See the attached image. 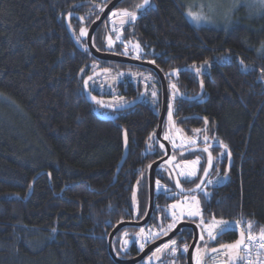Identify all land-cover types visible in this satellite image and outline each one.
Listing matches in <instances>:
<instances>
[{
    "label": "trees",
    "instance_id": "trees-1",
    "mask_svg": "<svg viewBox=\"0 0 264 264\" xmlns=\"http://www.w3.org/2000/svg\"><path fill=\"white\" fill-rule=\"evenodd\" d=\"M109 1L0 0V264H116L106 238L115 224L134 219L135 191L138 219L146 211L147 166L161 157L149 152L157 147L160 83L149 69L95 61L83 44L75 47L64 24L68 13L90 21ZM185 2L154 0L156 9L131 24L137 39L125 32V47L155 54V66L171 76L174 135L177 129L207 135L234 158L227 180L216 173L219 183L201 196L203 217L251 221L258 235L264 227V12H235L225 27L195 26ZM69 25L77 28L78 21L70 18ZM105 45L97 41L100 50ZM95 73L87 89L103 107L83 92L84 79ZM196 124L206 132L195 133ZM124 131L128 154L116 173ZM163 168L157 178L174 187ZM167 194H156L151 224L166 225L161 206L179 197ZM120 238L113 250L133 256L138 244L122 251Z\"/></svg>",
    "mask_w": 264,
    "mask_h": 264
},
{
    "label": "snow or ice",
    "instance_id": "snow-or-ice-1",
    "mask_svg": "<svg viewBox=\"0 0 264 264\" xmlns=\"http://www.w3.org/2000/svg\"><path fill=\"white\" fill-rule=\"evenodd\" d=\"M260 2L264 4V0H260ZM149 6H150V0H142V2L137 3L133 9L131 10L130 9H120L118 11L112 12V16L119 17L121 23L134 22L137 19V11L145 9L146 7H149ZM99 7H100V11L103 12L104 7L103 6H99ZM187 15L196 22H199L200 20L204 19L203 15L199 13H193L192 11H189ZM87 35H88L87 28L81 27L79 36L86 37ZM109 46L111 47V40H109ZM85 50L87 51V49ZM136 50L137 52L140 51L139 45H136ZM137 58H139V55H137ZM241 64H243V61H241ZM178 71L179 70H174L173 74H175ZM196 72L197 74H199L200 69L196 68ZM262 73H264V70H262ZM91 79L92 77L89 76L88 80H91ZM88 80L84 81L85 89H87L88 87ZM200 86H201V89H203L204 85L202 81H201ZM171 87L174 90V96H173L174 98L176 85L173 84L171 85ZM152 95L153 97H155L156 93L153 92ZM92 99L98 104L101 103V101L96 100V97L94 96L92 97ZM167 111H168L169 125L171 128H174L175 125L172 120V116H173L172 104L168 105ZM204 123L205 125L208 124L207 118H205ZM176 131L177 133H179V129H177ZM202 131L206 132V129H195L194 130L195 133H201ZM124 139H125V145H126L127 144V133L126 132L124 134ZM164 139L169 140L174 149L177 147H180L182 149L180 153L181 155H183V149L186 144L194 146L197 143V140L194 137L182 139L179 145H177L176 141L169 134H166ZM208 139L209 137L205 135L204 136L205 143L202 148L203 152L208 153L207 167H204L202 169L204 177L208 176L209 169H211L213 165V156L211 152L209 151L211 145L207 143ZM149 140H152V136L149 137ZM219 143L222 148L227 149V145H225L222 141H220ZM149 147H151V145H149ZM160 147L164 148V145L160 144ZM221 155H223V153H221ZM228 155L230 156V153H228ZM173 160H175V156H173L170 160H168L167 163L171 166ZM199 164H200L199 157H197L194 160H185L183 162V167L180 164H176L175 168L179 169V172L177 174V178H175L174 180L175 187L180 189L181 193H184L185 191H188L191 193H196L197 191H200L203 193L204 197L207 198L209 197L210 194L207 191H205L206 185L204 184L203 180H200L198 183H196L194 188L185 189L181 184V180L179 179V177H183L187 181H194L199 171L198 169ZM148 167L151 168V165H149ZM208 183H212V181L209 180ZM155 186H156L157 191L163 190L165 193L172 192V189L165 187L164 184H161L159 179L155 181ZM172 194L176 195L174 192H172ZM133 200L135 202V194L133 195ZM169 208L171 210L170 215L172 218V222L167 224L166 228L163 225H160L159 226L160 232L158 233L148 232L147 235H145V230L143 228L140 229L138 236L140 238V250L141 251H143L146 243L155 240L156 238L159 237L161 233L163 235H167L168 231H171L172 229H174L176 226V223L179 220L184 219L185 217L189 219H193V220L198 219L196 226L200 229L199 240L204 242L203 248H201L199 245L195 247V251L191 257V259L194 261V264H202V253L203 255H207L209 251L208 242L215 241L219 236H222L225 233L234 230L238 226L240 227V238L236 240L235 243L233 244L221 245V249H224L225 254L229 256V260L225 261V264H229L230 261L232 262V264H236L237 261H247V264H252V261L250 260L252 251L256 250L257 255H259L260 250H264V227L260 229V232L258 235H253L252 228L254 227V225L251 221L243 222V221L237 220L235 222H229L223 218L217 219L215 216H213L210 221H206L203 217V212L201 209V201L197 195H191V196L186 195L184 196L183 200H178L176 203L171 204ZM245 223H246V227L243 226ZM127 235L128 234L125 233V236ZM124 243L127 244L128 241L125 240ZM164 250H169L170 254L175 256L178 251L177 240L172 239L169 243L164 244L162 247H158L153 252L152 257H149V260H151L153 257H156L157 253H160ZM188 250H189V245L187 243H184L182 246V252L187 253ZM218 251L219 249L215 247L211 248V252L213 253L218 252ZM242 252L244 253V255H240V253Z\"/></svg>",
    "mask_w": 264,
    "mask_h": 264
},
{
    "label": "water",
    "instance_id": "water-1",
    "mask_svg": "<svg viewBox=\"0 0 264 264\" xmlns=\"http://www.w3.org/2000/svg\"><path fill=\"white\" fill-rule=\"evenodd\" d=\"M123 1L124 0H110L106 5H104L103 6L104 7L103 12L100 11L99 16L87 28L88 35L86 37H80V38L82 40L84 38L86 39V42H85L86 49L90 53V56L97 62L132 65V66H136V67L149 69L156 74V76L159 79L160 85H161V109H160V113H159V117H158V124H157V128L155 130L154 138H155L159 148H161L160 144L164 145V148H161V149H164V155L162 157L158 158L157 160L153 161L152 163H150L149 165H151V168L148 167L149 165L147 166L148 201H147L146 211H145L143 218L139 221H121V222L115 224L113 226V228L110 230V232L106 238L107 253H108L109 258L116 264H136L142 258H144L148 254H150L153 250H155L156 248H158L162 244H164V243L174 239L176 236H178L181 233L182 228H187V229H190L192 232V240L189 244L188 252L185 253V259H186L185 264H194L191 257L195 251V247L201 242L199 240L200 229L196 226L195 223H190V222H179L175 226L174 229H172L171 231L168 232L167 235H162L160 238L156 239L155 241H153L152 243L147 245L139 256H136L133 258H128V259H122V258H119L113 251V247H112L113 239L120 230H122L123 228H126V227L133 228V229L142 228L149 222V220L152 216L153 210H154V206H155V198H156L155 181H156V170L158 169V167L165 165L169 169V171L172 175V180L174 183V189L176 190V192L179 195L183 196V195L192 194L191 192H188V191L181 193L180 189L175 187L174 180H175V178H177V173H176L175 169L173 168V164L176 163V161H177L176 157H175V160H173L171 166L167 163V161L170 160L173 156L171 155L170 145L163 138V134H162L163 124L165 121V116H166V112H167V108H168V87H167L163 73L159 69H157L155 66H153L152 64H150L148 62H143V61L131 59V58H128L125 56H121V55L106 52V51H99L93 45L92 37H93V34L95 33V31L97 30V28L109 16V14ZM73 17L78 18L81 23H84V20L81 19L79 14L68 13L64 17V24H65L66 31H67L68 35L70 36L73 44L75 45L76 48L80 49L78 42H77V39H76V37H75V35H74L73 31L71 30V27L69 25V19L73 18ZM79 32H80V29H79ZM99 74L100 73H95V74H92L90 76L92 78H94L95 76H97ZM88 77H86L84 79V81L88 80ZM83 92H84L85 98L87 99V101L89 103H96L92 99L93 95L90 94L88 89H85L84 82H83ZM96 100H98V99L96 98ZM99 105L103 107V105L101 103H99ZM123 108H125V107H123ZM123 108L107 107L106 109L111 110V111H118V110H121ZM103 120H112V118L109 116V117L103 118ZM124 134H125V131L122 133L123 153H122L121 159L119 160L116 173L119 172V170L122 167L124 161L126 160L127 154H128V139H127V144L125 145ZM202 148L203 147H194V148L183 150V155H181L180 154L181 152H180L179 156H184V155L194 153V152H203ZM210 148H222V147L220 146V144H213V145H211ZM222 149H224L227 153H229L228 149H225V148H222ZM206 154L208 156V153H206ZM231 165H232V159H231V156H229L227 167H226L227 172L229 171ZM205 167H207V162H206ZM212 167H213V165H212ZM211 170H212V168L209 169V173H208L207 177H204L203 172H202L201 176L198 179V182L200 180H203L204 184H205L209 175L211 174ZM227 178H228V176L226 175L224 182L227 180ZM194 187H195V185L192 188H194ZM234 231L237 232V235L240 238V230L235 229ZM149 264H153V262L149 263Z\"/></svg>",
    "mask_w": 264,
    "mask_h": 264
},
{
    "label": "flooded vegetation",
    "instance_id": "flooded-vegetation-1",
    "mask_svg": "<svg viewBox=\"0 0 264 264\" xmlns=\"http://www.w3.org/2000/svg\"><path fill=\"white\" fill-rule=\"evenodd\" d=\"M126 2H128V5L127 4H125ZM140 2H142V0H124L123 2H121L113 11H115V10H120V9H133L134 8V6L137 4V3H140ZM153 3H154V0H151L150 1V6L149 7H146L145 9H142V10H138L137 11V19L134 21L135 22V27H136V25L138 24V21H140L142 18H143V16H145L148 12H150V10H153V9H156V7H155V5H153ZM112 11V12H113ZM112 12L109 14V16L101 23V25L97 28V30L95 31V33L93 34V37H92V42H93V45L95 46V48L97 49V50H99V51H106V52H110V53H114V54H118V55H121V56H125V57H128V58H131V59H135V60H139V61H143V62H148V63H150V64H152L153 66H155V57H156V55L155 54H147V52L143 49L142 51H139V52H137V50H135V51H133L132 49H130V48H128V47H125L126 45H125V39H127L128 38V34H126L125 32H127L129 29H130V36H132V38H133V40H136L137 39V35H136V29H135V27H134V25H131V24H133L134 22H126L125 24H127L126 26L123 24V25H118L117 24V22L119 21V18L118 17H116L117 19L115 20L116 22H115V24H113V27H117V28H119L120 30H121V37L119 38V39H116L114 36H113V34H112V31H111V29H110V23H111V19H110V15L112 14ZM99 14H100V9L98 10V14L93 18V19H91L90 21H84V23H81L80 22V20L78 19V18H76V17H73V18H75L76 19V21H78V27L77 28H71L72 29V31H73V33H74V35H75V37H76V39H77V42L78 43H81V44H83L84 45V47H85V49H86V46H85V42H86V39L84 38L83 40L80 38V36H79V29L81 28V27H85V28H88L90 25H91V23L99 16ZM185 14H186V11H185ZM130 25V26H129ZM105 28H108V30L106 31V29ZM133 31V32H132ZM109 40H111V47L109 46ZM97 41H99V42H101L102 43V41L106 44L105 46H103V48H104V50H100V48H99V46H97ZM126 53V54H125ZM143 54V55H142ZM137 55H139V58H137ZM168 54H165L164 55V61H167V60H169V57L167 56ZM143 56H144V58H143ZM104 63H106V62H104ZM114 64H116V63H114ZM121 65H124V64H121ZM126 66H132V65H126ZM158 66H159V68L160 69H162V66L160 65V64H158ZM132 67H136V66H132ZM156 67V66H155ZM141 68V67H140ZM157 69H159L158 67H156ZM142 69H146V68H142ZM159 69V70H160ZM149 71H151V70H149ZM161 71V70H160ZM162 72V71H161ZM151 73L153 74V75H155V77L157 78V80H158V82H159V79H158V77L156 76V74L153 72V71H151ZM163 73V72H162ZM133 75V73H130V76H132ZM163 75H164V77H165V81H166V83H167V86H168V99H169V104H172V106H173V102H174V99H175V97L174 98H172V96H171V92H174V90L172 89V87H171V85H173L172 84V78H171V76H169V74H168V72L166 73V74H164L163 73ZM168 75V76H167ZM173 76V75H172ZM149 82V84L151 83L150 81H148ZM160 83V82H159ZM160 88H161V85H160ZM136 99H137V96H136ZM143 100V98L141 99V102H147V101H142ZM146 100V99H145ZM138 101V100H137ZM168 109V108H167ZM160 110V109H159ZM178 114V112H176V110L173 108V122H174V115H177ZM159 117V116H158ZM166 120H165V124H166V122H169L168 121V111L166 112ZM193 119L194 120H198V121H203L202 119L203 118H201V116H199V115H194L193 116ZM174 125L176 126V124H175V122H174ZM197 126V129H201L203 126L202 125H200V124H196ZM200 125V126H199ZM164 124H163V129H162V134H163V137H165L164 136ZM172 129H175V127L174 128H172ZM155 134V133H154ZM186 135H188V134H186ZM190 136H192V135H190ZM200 136H203V135H199L198 137H200ZM155 139V138H154ZM166 140V139H165ZM209 140V142H207L209 145H213V144H218V142H216V141H210L211 139L209 138L208 139ZM156 141V140H155ZM168 141V140H167ZM168 143H169V145H170V148H171V155L172 156H175L176 157V159H177V161L178 160H180V159H183L184 158V156H179V153L182 151H178V150H175L172 146H171V144H170V142L168 141ZM205 143V142H204ZM204 143H201V142H199L198 144H196L194 147H203L204 146ZM156 144H157V142H156ZM194 147H189V148H186V149H190V148H194ZM186 149H184V150H186ZM160 151L161 152V157L164 155V149H161V148H159V146H158V144H157V147H155V148H153V149H151V151H149L151 154L152 153H154L155 151ZM209 151L211 152V154H212V156H213V167H212V170H211V176H213V177H215L216 175V173H218V174H220L221 176H222V178H223V176L225 175V172H227L226 171V167H227V161H228V159H229V155H228V153L224 150V149H220V148H210L209 149ZM221 153H223V155H221ZM229 153H230V151H229ZM190 154H192V156L193 155H199L200 156V158H201V164H202V161H204L205 160V163L207 162V154L205 153V152H194V153H190ZM189 154V155H190ZM230 156H231V159H232V165H231V167L233 166V163H234V158H233V156L231 155V153H230ZM176 161V162H177ZM205 166V165H204ZM160 167H162V166H160ZM160 167H158V169H160ZM164 168H167L165 165L163 166ZM231 167H230V169H231ZM173 168H174V165H173ZM204 168V167H203ZM230 169H229V171L227 172V173H229L230 172ZM201 170V169H200ZM157 171V170H156ZM203 171H201V172H199V174H198V176H197V178L199 179V177L201 176V173H202ZM168 173L170 174L169 175V177H171V182H173V180H172V175H171V173H170V171H169V169H168ZM215 175V176H214ZM210 176V175H209ZM224 178H225V176H224ZM156 179H159V178H157V176H156ZM197 182H198V180H197ZM196 182V183H197ZM195 183V184H196ZM173 185H174V183H172ZM181 184L183 185V187L185 188V189H189V188H192L194 185H192V186H186V185H184L183 184V182L181 181ZM171 189H172V191H174V193H176V196H181V195H179L177 192H176V190L174 189V187H170ZM171 193V192H170ZM168 195V194H167ZM175 196V195H174ZM174 196H170V197H174ZM156 201V200H155ZM171 204H173V203H171V202H168L167 204H165V205H163V206H161V210L160 211H163L166 215H165V218H163L164 220L162 221V222H165L166 223V225L164 226L165 228L167 227V224H169V223H171L172 222V218H171V215H170V212H171V210H170V208H169V206L171 205ZM155 205H157L156 204V202H155ZM156 207L157 206H154V210L156 209ZM153 210V211H154ZM144 214H145V212L142 214V216L139 218V219H137V220H135V219H131V220H125V221H139V220H141L142 218H143V216H144ZM152 215H153V213H152ZM205 219V218H204ZM206 220V219H205ZM207 221V220H206ZM208 221H210V220H208ZM179 222H190V223H195V224H197V222L195 221V220H192V219H185V220H182V221H178L177 223H176V225L179 223ZM160 225H162L161 223H156V224H151V218H150V220H149V222L144 226L145 227V229H146V231H148L149 230V232H152V233H158V232H160V228H159V226ZM130 229H132V228H129V227H126V228H123L122 230H120L117 234H116V236L120 233L121 234V238H120V246H121V249H122V251H129L130 250V245H127V244H125L124 242H125V240H126V238H125V236H123V234H124V232H129V230ZM138 229V228H137ZM235 229H240L239 228V226L238 227H236ZM234 229V230H235ZM234 230H232V231H229V232H227V233H225L224 235H222V236H219L215 241H211V242H208V248L211 250V248H213V247H215V248H217V249H219V251H225L224 249H221V245H227V244H233V243H235V241L236 240H238L239 239V237H238V235H237V232L236 231H234ZM169 232V231H168ZM237 236V237H235V235ZM163 234L161 233L160 235H159V237L158 238H160L161 236H162ZM116 236L114 237V239L116 238ZM187 236H190L189 237V239L187 238ZM158 238H156V239H158ZM114 239H113V244H114ZM155 239V240H156ZM175 239L177 240V242H178V244H184V243H187L188 245L190 244V242H191V240H192V232H191V230L190 229H187V228H182V231H181V233L178 235V236H176L175 237ZM186 239H188L189 241H186ZM155 240H153V241H155ZM153 241H151V242H148V243H146L145 244V246H144V248L147 246V245H149L150 243H152ZM113 244H112V247H113ZM136 245V244H135ZM200 247L201 246H204V242L203 241H201L199 244H198ZM160 247V246H159ZM157 249V248H156ZM155 249V250H156ZM144 250V249H143ZM155 250H153L150 254H148L147 256H145L144 258H142L139 262H137L136 264H149V263H152L153 262V264H167V262H166V259L165 258H163V257H159V258H156V257H153L151 260H149V257H152V254H153V252L155 251ZM114 251V253L116 254V251L115 250H113ZM141 250H140V247L139 246H135L134 247V250L132 251V254H133V256H131V257H128V258H133V257H136V256H139L140 254H141ZM179 255H181V254H183L184 255V262H186V259H185V253H183V252H179L178 253ZM117 255V254H116ZM242 255H244V253L242 252ZM118 256V255H117ZM118 257H120V256H118ZM120 258H122V257H120ZM128 258H122V259H128ZM167 258H168V260L170 259V257L169 256H167ZM178 258V256L176 257V259ZM229 260V257H228V255H226L225 256V258H224V262L225 261H228ZM240 262L238 261V263H236V264H239Z\"/></svg>",
    "mask_w": 264,
    "mask_h": 264
},
{
    "label": "rangeland",
    "instance_id": "rangeland-1",
    "mask_svg": "<svg viewBox=\"0 0 264 264\" xmlns=\"http://www.w3.org/2000/svg\"><path fill=\"white\" fill-rule=\"evenodd\" d=\"M184 6H186L185 7L186 15L189 11H192L193 13H199V14L204 16V19L200 20L199 22H196V21L192 20L187 15L191 24H193L195 26H199V25H203V24H212V25H216L219 27H225V25L227 23L231 22L230 18L232 16V14L235 12H241L242 11L245 14L246 13L251 14V12H253L251 14L252 16H256V15L264 12V4H262L260 2V0H186V2L184 3ZM115 11H118V10H115ZM110 19H111L110 29L112 31V34L116 39H119L121 37V30L117 27H113V24H115V22H116L115 20L117 18L113 17L111 14ZM117 24L119 26L123 25V24L126 25L125 23H121L120 18H119V21L117 22ZM143 89L146 90L145 87H143ZM111 103H115V101H111ZM165 120H166V117H165ZM164 125H165L164 126V136L166 134L171 135L172 138L176 141L177 145H179L181 143L182 139L193 138V137L196 138V140H197L196 144H198L199 142H201V143L205 142L204 136H200V137L190 136V135H186L180 131H179V133H177V131H176V134L174 135L173 129L170 127L169 122H166V124H165V121H164ZM210 141H212V140H210ZM207 142H209V140ZM171 146H172V144H171ZM194 146L186 144L184 149L189 148V147H194ZM175 150L181 151L182 149L180 147H177V148H175ZM197 157L200 158L199 155H193L187 159L178 160L174 164V169H175L176 173L178 174V172H179V169L175 168L176 164H180L183 167V162L185 160H194ZM227 163H228V161H227ZM198 169H199V171L197 173V176H198L200 169H201V158H200V164L198 165ZM163 171L165 173H168V168H163ZM179 179L186 186H189V183L193 182V181H187L183 177H179ZM159 180H160L161 184L165 185V187H167V188L171 187L170 184H167L162 179H159ZM209 180H211L212 183H208ZM218 183H219V180L217 177H209L205 183V185H206L205 191L208 192V189H207L208 186H213V185L218 184ZM155 191H156V194H158L160 192H164L163 190L157 191L156 186H155ZM135 193H136V191L134 192V194ZM191 195H197L198 198L201 200V196L203 195V193L198 191L196 193L188 194L187 196H191ZM168 196H174V195L171 192V193H168ZM184 196H186V195L177 197L173 201V203H176L178 200H183ZM132 206L134 209V219L137 220L138 215H139V210H138V199L136 197V194H135V202L133 200ZM185 219H189V218L185 217L184 219H181L179 221H182ZM195 221L198 222V219ZM229 222H234V221H229ZM142 228L145 230V235H147L149 230L146 231L145 227H142ZM140 229L141 228H138V229L132 228L129 230V232H124L123 236H125V233L128 234L127 236H125L126 240L128 241L127 245H131V244L135 243V244H138V246L140 247V244H139L140 238L138 236ZM170 241H168L166 243H169ZM166 243H164V244H166ZM164 244H162L160 247H162ZM182 246H183V244H178V242H177L178 251H177L175 256L171 255L169 250H164L160 253H157L156 258H159V257L165 258L167 264H178L176 257L180 251L182 252ZM203 247L204 246H201V248H203ZM240 255H242V253H240ZM261 255H262V253L260 252V254L257 255V259L259 260L260 263L263 264L264 261H263V258L261 257ZM167 256L170 257L169 260H168ZM225 256H226L225 251H218V252L213 253L209 249L207 255H203V253H202V264H225V262H224ZM250 260L253 263L254 257L251 258ZM239 262H240L239 264H243L242 261H239ZM193 263H194V261H193ZM236 263H238V261ZM229 264H232V262L230 261ZM245 264H247V261L245 262Z\"/></svg>",
    "mask_w": 264,
    "mask_h": 264
},
{
    "label": "built area",
    "instance_id": "built-area-1",
    "mask_svg": "<svg viewBox=\"0 0 264 264\" xmlns=\"http://www.w3.org/2000/svg\"><path fill=\"white\" fill-rule=\"evenodd\" d=\"M260 252L262 253L261 257L263 258V261H264V250H260ZM253 257H254V262H253L252 264H262V263H260L259 260L257 259V252H256V250H253V251H252V254H251L250 259L253 258ZM245 262H246V261H243V264H245ZM263 264H264V263H263Z\"/></svg>",
    "mask_w": 264,
    "mask_h": 264
}]
</instances>
